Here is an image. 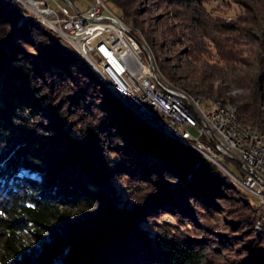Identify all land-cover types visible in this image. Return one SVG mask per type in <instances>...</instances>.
Segmentation results:
<instances>
[{
	"label": "trees",
	"instance_id": "trees-1",
	"mask_svg": "<svg viewBox=\"0 0 264 264\" xmlns=\"http://www.w3.org/2000/svg\"><path fill=\"white\" fill-rule=\"evenodd\" d=\"M140 1L108 5L151 40ZM171 2L204 12L201 0ZM189 17L201 22L183 14ZM52 34L20 0H0V264H264V219L251 194L199 150L136 115ZM262 79L238 106V118L250 125H264ZM209 178L217 184L207 186ZM115 180L133 185L132 207L120 204ZM190 199L201 215L224 214L223 224L200 223L226 246L214 254L204 237L183 228L154 223L152 232L141 224L165 209L191 217Z\"/></svg>",
	"mask_w": 264,
	"mask_h": 264
},
{
	"label": "rangeland",
	"instance_id": "rangeland-1",
	"mask_svg": "<svg viewBox=\"0 0 264 264\" xmlns=\"http://www.w3.org/2000/svg\"><path fill=\"white\" fill-rule=\"evenodd\" d=\"M20 1L26 6L24 0ZM80 1L87 5L88 3L91 4L92 0ZM201 1L203 14L193 12L192 8H188L185 3L171 2V0H141L138 5L140 18L143 26L149 30L151 40L147 38L140 27L133 29L131 26V31L144 44L145 57L150 55L162 76L182 92L199 97L203 109L209 111L223 100H230L239 106L250 97L256 81L259 78L262 79L263 76L264 0ZM116 12L120 13L118 9ZM120 14L123 16L122 13ZM183 14L199 16L201 22L191 17L184 20ZM124 20L128 23L125 17ZM38 22L41 25H46L39 18ZM223 22L235 23L238 25V29L234 31L220 29V23ZM47 24L51 28L50 24ZM198 24H204L206 28L202 29ZM51 30L54 31L52 28ZM54 32L57 34H52L54 39L70 53H74L68 49L72 48V43L63 41L60 38L63 36L56 30ZM196 45L200 52L193 55V49ZM161 59L168 65L174 77L162 69ZM89 64L92 66L91 63ZM91 70L103 83L102 77L93 66ZM263 80L264 77L261 81L263 82ZM209 89H212L211 94ZM220 92L221 95L218 96ZM262 108L264 109V104H262ZM223 164L234 174L240 175L236 165L224 161ZM217 166V168L224 170L219 165ZM190 176L191 172L188 174V177ZM206 180L207 186L217 184L213 179ZM115 185L122 196L123 201H120V204L132 207L135 202L134 195L137 193L131 191L133 185L128 187L124 180H115ZM5 194L2 191L1 196ZM250 198L254 204L258 202L256 196L251 195ZM213 202L219 205L225 203L218 197H213ZM186 203L188 208L193 211L191 217L187 215L182 218V211L165 209L156 212L151 219L146 218L141 224L152 232L155 231L156 224L157 228L173 227L179 228L181 231L183 228L189 233L204 237L210 246L208 249H210L211 254H214L216 247H226L214 230L208 227L207 229L200 227L203 220L223 224L224 214L218 211L212 215L213 213L206 211L201 215L194 210L198 207L205 211L197 205V199H190ZM261 218L263 219L262 216ZM256 224V230L260 231L258 223ZM26 233L28 234V232Z\"/></svg>",
	"mask_w": 264,
	"mask_h": 264
},
{
	"label": "built area",
	"instance_id": "built-area-1",
	"mask_svg": "<svg viewBox=\"0 0 264 264\" xmlns=\"http://www.w3.org/2000/svg\"><path fill=\"white\" fill-rule=\"evenodd\" d=\"M54 1V0H53ZM26 7L48 10L50 24L60 26L65 42L85 57L92 51V66L107 72L116 94L130 100L144 119L166 137L188 144L220 164L230 177L258 198L257 210L264 219V125H250L234 115V106L217 103L201 107L199 97H188L159 77L143 43L131 31V24L108 5L92 0L76 8L73 0H25ZM99 43H109L108 56H100ZM236 161L240 175L226 168L222 160Z\"/></svg>",
	"mask_w": 264,
	"mask_h": 264
},
{
	"label": "bare ground",
	"instance_id": "bare-ground-1",
	"mask_svg": "<svg viewBox=\"0 0 264 264\" xmlns=\"http://www.w3.org/2000/svg\"><path fill=\"white\" fill-rule=\"evenodd\" d=\"M25 1V0H24ZM30 9L31 11L35 14L36 17H38L40 19V21L46 23V25H48L47 23L50 24V14L48 12V10L46 9H40V7L38 5H30ZM37 18V19H38ZM50 27L52 29H54V31H58L59 34H61L63 36V30H61L60 26H55V25H51ZM50 28V29H51ZM72 43V42H70ZM144 45V44H143ZM108 50H109V43H99L98 44V51H100V56H108ZM85 58L88 61V63H93V56H92V51H85ZM152 65H153V69H155L156 71H159L158 68L155 66L154 62L152 61ZM95 69V67H93ZM96 70V69H95ZM98 72V74L102 77V79L104 80V82L106 83V85L109 87V89L127 106L129 107L136 115H138L140 118L144 119V115L143 112L141 110H136L131 104H130V100L129 99H125L122 96H119L118 94H116L115 89H113V84L111 79L109 78L107 72H101L100 70H96ZM159 77H162V79L166 80L162 74L159 71ZM169 82V81H168ZM169 84H172L169 82ZM173 85V84H172ZM174 89L178 92H181L183 94H185L188 97H195L194 95L191 96L192 94H188L185 92H182L181 90H179L178 88H176L173 85ZM186 91V90H185ZM200 100V99H199ZM219 103H223V104H231L234 106V115L237 117L238 120H240L238 118L237 112H238V105L234 102H231L230 100H226V101H221ZM145 120V119H144ZM146 121V120H145ZM242 121V120H240ZM205 155V154H204ZM208 159L212 160L214 163H216L217 165L220 166L219 163H217V161H215L214 159H212L210 157V155H205ZM223 168V167H222ZM224 169V168H223ZM225 170V169H224ZM227 172V171H226ZM234 180V179H233ZM238 185V181L234 180ZM240 186V185H239ZM241 187V186H240ZM246 190V189H245ZM258 228L261 229V222L258 223Z\"/></svg>",
	"mask_w": 264,
	"mask_h": 264
},
{
	"label": "crops",
	"instance_id": "crops-1",
	"mask_svg": "<svg viewBox=\"0 0 264 264\" xmlns=\"http://www.w3.org/2000/svg\"><path fill=\"white\" fill-rule=\"evenodd\" d=\"M57 1H62V0H57ZM73 4L76 8H81V9L86 8L90 5L89 3L85 5L84 2H81L80 0H73Z\"/></svg>",
	"mask_w": 264,
	"mask_h": 264
}]
</instances>
